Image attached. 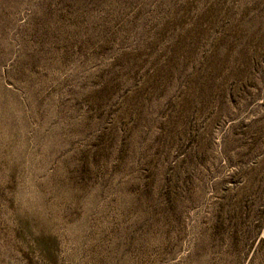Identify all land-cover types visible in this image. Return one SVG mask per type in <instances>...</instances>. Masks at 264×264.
I'll return each mask as SVG.
<instances>
[{"label":"rangeland","instance_id":"obj_1","mask_svg":"<svg viewBox=\"0 0 264 264\" xmlns=\"http://www.w3.org/2000/svg\"><path fill=\"white\" fill-rule=\"evenodd\" d=\"M0 264H264V0H0Z\"/></svg>","mask_w":264,"mask_h":264}]
</instances>
